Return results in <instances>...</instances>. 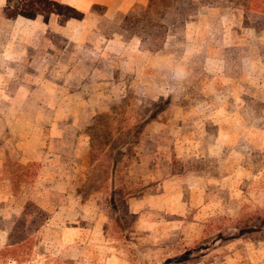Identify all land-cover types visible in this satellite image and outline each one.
Instances as JSON below:
<instances>
[{
  "label": "rangeland",
  "instance_id": "374dc122",
  "mask_svg": "<svg viewBox=\"0 0 264 264\" xmlns=\"http://www.w3.org/2000/svg\"><path fill=\"white\" fill-rule=\"evenodd\" d=\"M163 7L138 11L127 28L143 32L138 20L146 19L153 29L143 41L152 66L138 61L134 70L89 75L104 83L95 87L102 105L88 126L78 119L66 138L53 139L52 149L68 160L87 161L68 191L88 199L99 194L111 209L110 246L122 245L130 264H264V28H256L264 24V11L203 6L182 27L176 9ZM10 145L0 136V248L26 205H36L31 214L44 219L33 226L39 236L58 201L33 200L44 198L49 186L42 177L49 156L22 162ZM135 147L153 161L154 180L170 176L164 194L176 185L172 176L201 191L188 190L190 204L181 216L153 202L152 237L167 247H145L129 237L138 221L127 213L125 193L143 184L129 179Z\"/></svg>",
  "mask_w": 264,
  "mask_h": 264
},
{
  "label": "crops",
  "instance_id": "0c3cea01",
  "mask_svg": "<svg viewBox=\"0 0 264 264\" xmlns=\"http://www.w3.org/2000/svg\"><path fill=\"white\" fill-rule=\"evenodd\" d=\"M149 4L150 0H0V136L12 143L9 150L22 162L49 156L42 170L49 186L44 198L33 200L39 205L58 200L26 264H130L122 245L110 246L106 229L111 209L99 194L88 199L68 191L75 172L87 161L68 160L65 152L52 149V141L66 138L78 119L88 126L102 105L95 87L104 83L89 75L134 70L138 61L152 66L153 53L146 50L142 37L127 30L128 24L136 23V13ZM42 136L49 148L42 147ZM136 148L129 179L143 184L138 189L127 186L125 193L127 213L138 221L129 237H138L145 247H167L152 237L153 202L163 201L162 212L181 216L190 204L188 190L201 191L188 185V179L179 183L172 176L176 185L164 194L161 190L170 176L154 180L153 161ZM193 177L204 179L200 173ZM112 207L117 208L114 203Z\"/></svg>",
  "mask_w": 264,
  "mask_h": 264
},
{
  "label": "trees",
  "instance_id": "16d2710c",
  "mask_svg": "<svg viewBox=\"0 0 264 264\" xmlns=\"http://www.w3.org/2000/svg\"><path fill=\"white\" fill-rule=\"evenodd\" d=\"M160 4H163V8L167 11H170L172 8L176 9V12L174 11V13L179 16V24H181L182 27L185 26L189 17L203 6L230 4L232 6L243 8L246 13L255 9H262L264 11V0H150L149 8L152 10ZM56 6L59 7V5ZM151 10L149 11L151 12ZM146 21V19L138 20V24H145L143 32L140 31V27L135 30L142 37L143 41L152 37L153 29L147 26L148 23ZM150 21L152 20L149 19V22ZM164 24H167V22L165 21ZM256 28L263 29L264 24L261 25L257 22ZM118 153L121 155L123 154L122 151H119ZM123 204L127 207L125 201H123ZM37 209L38 208L34 204H28L25 206L22 217L18 218L15 221L14 226L9 230L7 245L0 248V264H26L32 260L33 248L38 238V230L33 229V226H36L37 223L42 220L44 221L42 215L38 216L31 214V210ZM38 213H40L39 210ZM28 218L30 219L29 222Z\"/></svg>",
  "mask_w": 264,
  "mask_h": 264
}]
</instances>
